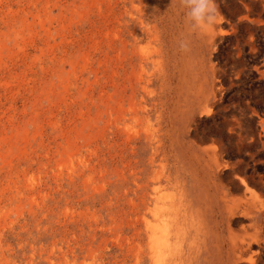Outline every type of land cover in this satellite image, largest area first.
<instances>
[{"label":"rangeland","instance_id":"374dc122","mask_svg":"<svg viewBox=\"0 0 264 264\" xmlns=\"http://www.w3.org/2000/svg\"><path fill=\"white\" fill-rule=\"evenodd\" d=\"M216 3L0 0V264H264V0Z\"/></svg>","mask_w":264,"mask_h":264},{"label":"clouds","instance_id":"9594fccd","mask_svg":"<svg viewBox=\"0 0 264 264\" xmlns=\"http://www.w3.org/2000/svg\"><path fill=\"white\" fill-rule=\"evenodd\" d=\"M182 7L187 9V19L194 30H207L218 20L219 11L216 0H180ZM182 51H187L189 43L179 42Z\"/></svg>","mask_w":264,"mask_h":264},{"label":"trees","instance_id":"16d2710c","mask_svg":"<svg viewBox=\"0 0 264 264\" xmlns=\"http://www.w3.org/2000/svg\"><path fill=\"white\" fill-rule=\"evenodd\" d=\"M255 76V75H254ZM260 84V86H259V88L260 89H263L264 88V83H259ZM255 89L254 88H252V89H248V90H245V91H247V92H252V91H254ZM237 93H239L240 95H242V89L241 88H237ZM258 97L260 98H262V97H264V96H262V95H259L258 94ZM258 109H259V111L261 110V109H264V106H258ZM254 120L255 121H257V119L256 118H254Z\"/></svg>","mask_w":264,"mask_h":264},{"label":"bare ground","instance_id":"6f19581e","mask_svg":"<svg viewBox=\"0 0 264 264\" xmlns=\"http://www.w3.org/2000/svg\"><path fill=\"white\" fill-rule=\"evenodd\" d=\"M248 196H250V197L252 198V194H251V193L248 194ZM253 198H254V197H253ZM239 208H240V207H239ZM241 208H242V207H241ZM251 208H252V207H251ZM253 208H254V207H253ZM235 209H236V208H235ZM230 210H231V209H230ZM244 210H245V209H244ZM248 210H249V209H248ZM234 215H235V214H234ZM240 236H241V235H240ZM242 236H243V235H242ZM240 238H242V237H240ZM240 238H239V239H240ZM251 238H252V237H251ZM235 239H236V238H235ZM239 239H238V240H239ZM244 241H245V240H241V244H243V245L245 244L246 246H249V244H248V243H247V244L244 243ZM251 242H253V241H251ZM250 244H251V243H250ZM244 247H245V246H244ZM237 248H238V247H237ZM237 248H236V249H237ZM239 249H240V247H239ZM243 249H244V248H243ZM241 250H242V249H241ZM241 250H240V251H241ZM241 252H242V251H241ZM241 252H240V253H241ZM237 253H239V252H237ZM240 253H239V254H240ZM239 258H240V257H239ZM236 259H237V258H236ZM251 262H252V261H251Z\"/></svg>","mask_w":264,"mask_h":264}]
</instances>
